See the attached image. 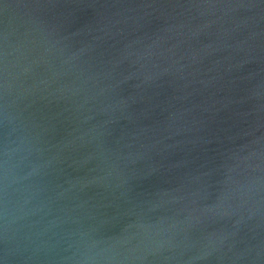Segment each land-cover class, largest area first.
<instances>
[{
  "label": "water",
  "instance_id": "1",
  "mask_svg": "<svg viewBox=\"0 0 264 264\" xmlns=\"http://www.w3.org/2000/svg\"><path fill=\"white\" fill-rule=\"evenodd\" d=\"M0 264H264V0H0Z\"/></svg>",
  "mask_w": 264,
  "mask_h": 264
}]
</instances>
